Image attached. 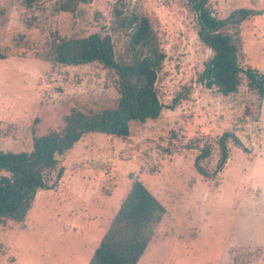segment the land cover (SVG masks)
Instances as JSON below:
<instances>
[{"label":"rangeland","instance_id":"1","mask_svg":"<svg viewBox=\"0 0 264 264\" xmlns=\"http://www.w3.org/2000/svg\"><path fill=\"white\" fill-rule=\"evenodd\" d=\"M63 1L27 8L0 0V53L9 48L0 59V150L28 152L35 136L59 131L72 109L112 104L114 79L101 64L66 66L35 55L52 34L106 31L115 7L144 12L160 39L166 60L155 87L164 108L156 120L131 123L126 139L90 133L58 156L53 187L37 193L25 220L0 223V264H87L133 179L166 209L138 264H264V99L244 85L223 97L197 82L212 53L185 0H87L70 12L59 10ZM209 8L221 19L255 12L233 31L240 64L264 70V0H210ZM113 37L121 51L125 34ZM179 93L185 99L169 107ZM225 130L242 147L229 143L224 169L205 181L195 153Z\"/></svg>","mask_w":264,"mask_h":264},{"label":"trees","instance_id":"2","mask_svg":"<svg viewBox=\"0 0 264 264\" xmlns=\"http://www.w3.org/2000/svg\"><path fill=\"white\" fill-rule=\"evenodd\" d=\"M36 0H23L31 8ZM195 14L197 36L211 51L203 63L197 82L223 97L237 94L244 85L247 92L264 99V70L243 67L239 62L240 38L233 30L255 16L244 9L232 11L221 19L209 8L210 0H185ZM87 0H65L59 10L75 11ZM113 19L106 31L82 37L50 35L46 49L36 57L66 66L99 63L114 79L117 97L101 110L82 112L72 109L63 118L59 131L35 136L28 152L0 150V223H21L31 209L37 193L51 189L49 176L56 171L58 156L90 133L126 139L130 124L156 120L164 108L156 92V82L166 60L160 39L148 16L139 9L113 8ZM115 31L125 34L122 52L114 41ZM4 48L0 59L9 48ZM188 91V90H187ZM185 99L179 93L169 106ZM214 142L208 138L195 153L193 167L201 179L216 178L229 159V143L241 146L229 130ZM192 149H197L191 146ZM64 168L56 172V181ZM166 209L161 201L138 179L122 198L111 222L93 250L87 264H138L156 234Z\"/></svg>","mask_w":264,"mask_h":264}]
</instances>
